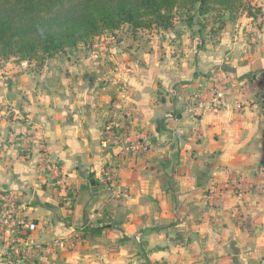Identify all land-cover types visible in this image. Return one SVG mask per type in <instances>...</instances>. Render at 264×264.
I'll return each instance as SVG.
<instances>
[{"label": "crops", "instance_id": "crops-1", "mask_svg": "<svg viewBox=\"0 0 264 264\" xmlns=\"http://www.w3.org/2000/svg\"><path fill=\"white\" fill-rule=\"evenodd\" d=\"M251 5L254 18L233 13L202 42L198 28L125 29L40 67L0 66V191L36 224L15 264H264V0ZM141 136L147 151L125 153ZM96 155L99 170L85 166ZM75 236L74 249L32 251Z\"/></svg>", "mask_w": 264, "mask_h": 264}, {"label": "trees", "instance_id": "trees-1", "mask_svg": "<svg viewBox=\"0 0 264 264\" xmlns=\"http://www.w3.org/2000/svg\"><path fill=\"white\" fill-rule=\"evenodd\" d=\"M251 0H0V60L17 57L26 62H45L55 55L89 46L94 38L127 26L139 30H164L175 17L185 18L190 27L194 17L198 33H203L211 16L209 32L223 26L214 13L246 11L249 17L260 12ZM218 24L217 29L212 27ZM44 35L37 32V26ZM202 42V40H200Z\"/></svg>", "mask_w": 264, "mask_h": 264}, {"label": "built area", "instance_id": "built-area-1", "mask_svg": "<svg viewBox=\"0 0 264 264\" xmlns=\"http://www.w3.org/2000/svg\"><path fill=\"white\" fill-rule=\"evenodd\" d=\"M202 96L198 98V101L192 106L195 109H200L203 106L201 101ZM217 102L214 105L217 106ZM120 125L117 121L112 120L106 122L103 128L104 139L109 141L113 138L115 130L120 129ZM145 137H136L127 142L124 149L125 153L138 154L147 151L145 145ZM41 168L49 174V176L59 185H65L67 183L66 175L63 173L58 164L54 163L50 157L44 153L41 157ZM106 178L109 181L114 180L115 174L105 173ZM228 178H230L234 187L240 191L242 181L234 173L228 172ZM255 189L259 193H264V179L259 178L255 183ZM36 228V224L28 220L25 213V208L19 205L11 193L0 191V245L9 247V255L11 256L10 264H15L16 261L22 256V235L27 232H32ZM79 242V236L73 238L56 239L51 243L45 245H38L33 248L32 251L45 253L51 255L57 250L74 249L75 245ZM23 264H31L26 260H23Z\"/></svg>", "mask_w": 264, "mask_h": 264}, {"label": "rangeland", "instance_id": "rangeland-1", "mask_svg": "<svg viewBox=\"0 0 264 264\" xmlns=\"http://www.w3.org/2000/svg\"><path fill=\"white\" fill-rule=\"evenodd\" d=\"M253 0H251L250 2H249V6L251 7V9H252V12H253V10H255L254 12H256V9H259V8H256V6L254 7V6H252L251 5V2H252ZM238 13V12H237ZM214 14H216L217 16H219V18H221V19H219V22H222L221 24H223L224 25V22H225V20L227 19V17H232V14H230V13H227V12H225V13H220V14H217V13H214ZM236 14V13H235ZM212 16V15H211ZM211 16H209V17H207V20H208V22L207 23H205V28H203V33L202 34H199L198 33V40H204V38H205V40H208V39H210V38H212V36H213V34L212 33H210L209 32V30H210V27H211V25H212V21L213 20H211L212 18H211ZM196 20H197V18L196 17H194V21H193V24L190 26V27H188V26H186L185 25V18L184 17H180V16H177V17H175L174 18V20H173V26L171 27V28H168V29H166V30H164V29H162V28H156V30H160V31H167V30H173V32H175V34L176 35H181V29L182 28H184V29H187V32H189L188 30H195V28H198L197 27V25H196ZM218 24L219 23H217V24H215L212 28H216L217 26H218ZM192 28V29H191ZM125 29H128L127 28V26H123V27H121L120 28V30H118V31H121V30H125ZM153 30V29H152ZM145 31H148V30H145ZM129 33H132L131 31H129ZM190 33V32H189ZM108 34H112V33H104V34H102V35H100V36H103V35H108ZM192 35H195V34H192ZM99 36V37H100ZM163 36V35H162ZM203 36H205L204 38H203ZM97 38V37H96ZM96 38H94L93 39V41L96 39ZM92 41V42H93ZM91 42V43H92ZM70 51V50H69ZM69 51H67V52H69ZM55 56H57V55H55ZM54 56V57H55ZM54 57H52V58H54ZM50 59V58H49ZM21 61V60H19L17 57H12V58H10V59H8L7 61H4V60H0V66L1 65H3V64H6L7 62H9V61ZM48 60V59H47ZM46 62V61H45ZM45 62H43V64L42 63H39V62H31V63H33V64H35V66L36 67H40V66H42V65H45L44 63Z\"/></svg>", "mask_w": 264, "mask_h": 264}, {"label": "clouds", "instance_id": "clouds-1", "mask_svg": "<svg viewBox=\"0 0 264 264\" xmlns=\"http://www.w3.org/2000/svg\"><path fill=\"white\" fill-rule=\"evenodd\" d=\"M37 32H39V34L41 36L44 35V29L42 27H40L39 25L37 26ZM79 47L82 48L83 45L81 44V45H79ZM84 63L86 64L87 61H84ZM5 103H6V101H5ZM65 103H67V102L65 101ZM95 127L96 126H93V136H92L93 141H96L97 139H99V136H100V134L98 132H95ZM157 140L163 142L165 140V137L164 136H158ZM99 151H100V149L97 148L96 152L99 153ZM116 151H119V149H116ZM13 155H14V153H13ZM63 158L64 157L61 154L60 155V159H63ZM107 159H108L107 156L100 157L99 155H96L93 160L89 161L87 159V157H85V166H87L88 163H95L96 166H97V170H99L100 165ZM8 166H9V162L7 161V159H5L4 168L6 169ZM70 166H71V161H66V167H70ZM5 252H7V247L6 246H5V248L0 249V255H3ZM0 264H10V261H7L5 259H0Z\"/></svg>", "mask_w": 264, "mask_h": 264}]
</instances>
